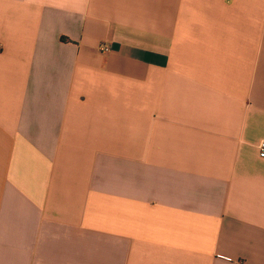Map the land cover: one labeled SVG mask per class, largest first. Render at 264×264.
<instances>
[{
  "label": "crops",
  "instance_id": "crops-1",
  "mask_svg": "<svg viewBox=\"0 0 264 264\" xmlns=\"http://www.w3.org/2000/svg\"><path fill=\"white\" fill-rule=\"evenodd\" d=\"M262 139L264 0H0V264H264Z\"/></svg>",
  "mask_w": 264,
  "mask_h": 264
},
{
  "label": "built area",
  "instance_id": "built-area-1",
  "mask_svg": "<svg viewBox=\"0 0 264 264\" xmlns=\"http://www.w3.org/2000/svg\"><path fill=\"white\" fill-rule=\"evenodd\" d=\"M108 49H109L108 45H106V44H103V45H102V50H108ZM258 149H259V155H260L261 157H264V139H262V140L259 142V144H258Z\"/></svg>",
  "mask_w": 264,
  "mask_h": 264
}]
</instances>
